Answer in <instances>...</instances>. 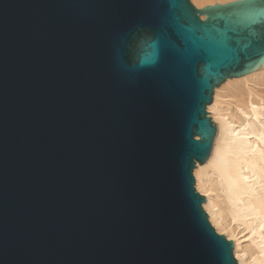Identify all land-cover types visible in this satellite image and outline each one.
<instances>
[{
	"label": "water",
	"instance_id": "1",
	"mask_svg": "<svg viewBox=\"0 0 264 264\" xmlns=\"http://www.w3.org/2000/svg\"><path fill=\"white\" fill-rule=\"evenodd\" d=\"M264 0H0V264H238L195 189Z\"/></svg>",
	"mask_w": 264,
	"mask_h": 264
},
{
	"label": "bare ground",
	"instance_id": "2",
	"mask_svg": "<svg viewBox=\"0 0 264 264\" xmlns=\"http://www.w3.org/2000/svg\"><path fill=\"white\" fill-rule=\"evenodd\" d=\"M190 1L201 8L232 0ZM206 112L217 130L210 155L193 169L195 189L237 263L264 264V66L226 78Z\"/></svg>",
	"mask_w": 264,
	"mask_h": 264
},
{
	"label": "rangeland",
	"instance_id": "3",
	"mask_svg": "<svg viewBox=\"0 0 264 264\" xmlns=\"http://www.w3.org/2000/svg\"><path fill=\"white\" fill-rule=\"evenodd\" d=\"M192 3V2H191ZM197 191V190H196ZM198 192V191H197ZM211 224V223H210ZM219 234V233H218Z\"/></svg>",
	"mask_w": 264,
	"mask_h": 264
}]
</instances>
